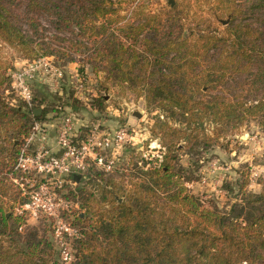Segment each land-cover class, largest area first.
<instances>
[{"label": "trees", "instance_id": "obj_1", "mask_svg": "<svg viewBox=\"0 0 264 264\" xmlns=\"http://www.w3.org/2000/svg\"><path fill=\"white\" fill-rule=\"evenodd\" d=\"M114 1L121 3V0H0V45L15 49L29 61L55 58L48 51L38 53V47L44 45L40 19L45 18L60 33L78 30V37H85L88 32L92 37L103 36L101 43L107 49L97 52L96 57L108 60L110 75L132 90L143 87L148 102L156 103L171 116L184 118L187 129L199 126L204 119L214 124L234 122L242 126L250 119L264 118V89L262 97L251 103L200 97L204 88L216 86L217 68L228 70L238 57L252 63L257 40L245 42L251 44V49L233 52L234 57L224 52L221 67L211 62L201 76L198 72L201 58L205 61L211 58V51L221 43L208 28L204 29L205 23L192 31V41L191 37L177 40L171 38L172 30L179 26L181 17L172 16L168 26L171 32L146 41L145 50L139 54L135 44L124 48L117 38L108 35L110 18L119 13ZM220 2L228 4L232 18L243 11L234 0ZM172 10L177 11V7ZM244 11L245 15L260 18L263 32L258 37L264 39V0H251ZM152 18L159 26L162 20ZM24 19L29 23L27 31L23 28ZM150 25L147 20L136 29L121 31L137 43ZM237 26L231 30L236 33L234 43L243 39L241 25ZM10 72L8 63L0 56V173L9 174L30 135L33 119L40 120L45 115L44 112L42 117L35 118L32 111L24 112L22 107H12L6 102L3 94L11 88ZM170 129L178 141L190 144H197L203 137L198 130ZM173 159L166 154L150 170H139L142 174L137 181H130L128 192L124 188L125 177H120L124 189L120 193L117 184L110 181L109 185L114 187L105 191L104 199L110 209L98 216L97 232H84V239L76 240L77 254L71 264H264V192L248 193L243 186L240 199L228 211L208 209L181 182ZM95 169L92 167L88 173L89 182L104 179L102 173L92 175ZM74 179L78 183L83 181L77 176ZM124 193L127 200L121 201ZM6 194L4 190L0 192V196ZM79 218L84 220L85 216ZM23 224V218L8 215L0 205V264H62L47 233L41 236L34 228L20 232Z\"/></svg>", "mask_w": 264, "mask_h": 264}, {"label": "rangeland", "instance_id": "obj_2", "mask_svg": "<svg viewBox=\"0 0 264 264\" xmlns=\"http://www.w3.org/2000/svg\"><path fill=\"white\" fill-rule=\"evenodd\" d=\"M173 1V6L169 0H121V3L114 1L115 9L119 13L110 18L112 23L108 35L112 34L117 38L124 48L135 44L136 52L142 54L146 41L162 38L164 33L171 32L168 26L172 16L181 17L179 26L172 30L171 38L177 40L188 39L198 24L200 26V23H205L204 29L208 28L221 43L216 50L211 51L209 56L211 58L206 61L202 57L204 53H200L202 58L198 72L201 76H204L202 73L209 69L211 62H216L221 67L224 52L234 57L233 52L235 54L239 50L251 49V44L247 45L245 42L257 40V47L253 52L254 61L249 63L246 59L238 57L236 63H230L228 70L217 68L214 77L216 86L204 88L200 97L207 100L216 98L218 102L231 103L238 101L251 103L259 100L264 89V39L263 36L258 37L263 32V24L258 21L259 17L245 15L244 10L251 0H234L236 6H240L239 9L243 11L233 18L229 15L228 4L221 3L220 0ZM175 6L177 11L173 12L172 8ZM153 16L162 20L159 26H156ZM147 20L151 21V25L139 37L137 43H134L132 38H127L121 31L129 27L136 29ZM26 21L24 19L23 28L27 31L29 23ZM40 22L43 31L41 41L44 45L38 47V53L41 55L48 51L55 54L52 64L62 71L63 77L56 79L50 74L33 82L31 106L24 103L11 88L3 94L6 102L12 107H22L24 112L32 111L34 114V110L37 109H42V115L45 112L40 120L33 119L31 132L32 127L39 123L49 134L53 133V136L57 137L64 117L72 115L76 120L80 140L93 129L112 132L119 128L129 130L133 138V141L127 143L121 150L120 161L113 173L105 174L95 169L92 175L102 173L103 180L97 178L89 182L87 179L75 187L71 185L65 187L64 195L67 198L70 195L68 199L79 203V207L66 216V220L82 233L80 238H66L74 256L77 254L76 240L84 239V232L89 233L92 230L97 232L98 216L110 209V205L104 203L105 191L113 190L114 187L109 185L110 181L117 184L118 189H121L120 193L124 190L120 177H125L124 188H127L128 192L131 190L130 181H137L141 176L142 172L139 170L145 172L150 170L160 164L166 154L174 158L172 165L181 182L208 209L228 211L240 199L243 186L248 193L264 192V118L250 119L242 126L234 122L214 124L210 119H204L199 126L193 125L191 129H187L184 118L171 116L162 111L156 103L148 102L143 87L132 90L121 85L110 75L109 65H106L108 60L105 62L96 57L97 52L107 49V45L101 43L103 36L92 37L89 34L91 32H88L85 37H78L80 34L78 30L74 29V33H60L48 19L41 18ZM100 22L104 23V20ZM237 25H241L239 29H242L243 39L234 43L236 33L231 30ZM230 31L232 38L228 34ZM193 39L191 37V41ZM90 55L92 57H89ZM0 56L8 63L11 72L29 61L21 57L15 49L4 44L0 45ZM98 68L99 71H96ZM80 84L83 89L78 91L76 86ZM170 128H183L188 132L198 130L206 139L202 137L197 144L178 141ZM48 145L50 149L54 148L50 143ZM9 162L11 165L14 164L12 160ZM204 179L207 181L205 185L202 183ZM0 183L2 187L0 192L4 190L7 193L0 196V205L8 215L23 218L15 208L20 201L23 203L27 199L20 196L19 187L10 180L9 173H0ZM121 196V201L127 200L126 193ZM84 216V220L79 218ZM23 220V229H20V232L34 228L40 231L41 236L47 233V237L55 244L56 251L59 250L51 222L46 219L27 221L23 218ZM102 238L103 236L100 237L101 240ZM57 256L59 262L63 264L60 256Z\"/></svg>", "mask_w": 264, "mask_h": 264}, {"label": "built area", "instance_id": "obj_3", "mask_svg": "<svg viewBox=\"0 0 264 264\" xmlns=\"http://www.w3.org/2000/svg\"><path fill=\"white\" fill-rule=\"evenodd\" d=\"M54 57H43L26 63L10 72L12 91L28 106L33 102L32 83L52 74L56 79L63 77L62 71L52 64ZM78 91L82 84L76 86ZM76 120L66 115L56 137L54 148L48 145L49 133L39 123L20 148L10 180L19 187L20 196L27 201L15 208L19 216L29 219H46L54 228L55 243L63 264H71L75 257L68 247L66 238H80L81 233L66 220L79 203L68 199L67 185L76 186L75 176L87 180L92 167L113 173L119 163L123 147L133 141L126 128L112 132L93 129L80 140ZM32 147L34 149H32ZM205 185L207 181L204 179Z\"/></svg>", "mask_w": 264, "mask_h": 264}, {"label": "water", "instance_id": "obj_4", "mask_svg": "<svg viewBox=\"0 0 264 264\" xmlns=\"http://www.w3.org/2000/svg\"><path fill=\"white\" fill-rule=\"evenodd\" d=\"M170 4H174V1L173 0H169ZM42 115V109H37V110H34V116L35 117H40ZM80 176H77V179L79 178Z\"/></svg>", "mask_w": 264, "mask_h": 264}, {"label": "crops", "instance_id": "obj_5", "mask_svg": "<svg viewBox=\"0 0 264 264\" xmlns=\"http://www.w3.org/2000/svg\"><path fill=\"white\" fill-rule=\"evenodd\" d=\"M53 135V133L50 134L48 143H50L52 146H55L56 137Z\"/></svg>", "mask_w": 264, "mask_h": 264}]
</instances>
